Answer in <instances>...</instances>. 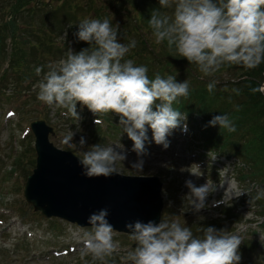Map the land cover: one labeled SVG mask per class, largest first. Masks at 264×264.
<instances>
[{
	"label": "clouds",
	"instance_id": "obj_1",
	"mask_svg": "<svg viewBox=\"0 0 264 264\" xmlns=\"http://www.w3.org/2000/svg\"><path fill=\"white\" fill-rule=\"evenodd\" d=\"M159 5L172 9V13L151 12L148 23L155 42H166L169 51L174 50L189 64L197 65L205 77H214L224 66L254 69L264 63V0H159ZM118 32L119 24L114 27L107 18L81 20L74 35L89 47L78 52L69 47L63 58L49 63L37 85V98L46 105L65 109V115L77 121L82 119L78 104L97 117L117 114L123 132L133 142L131 151L138 157L131 167L141 172L145 163L142 157L149 155L147 144L154 142L167 149L168 137L174 130L187 131V124H182L187 120L186 114L173 104L189 96L190 85L187 80L178 82L173 75L162 77L157 73L154 79L149 78L146 66L125 59L136 41L121 43ZM35 71L40 76L43 68L37 67ZM217 83L211 79L207 91L213 93ZM251 91L264 92V85ZM217 125L228 132L236 131L227 114L213 116L206 127ZM75 134L69 130L62 143L70 149L79 147L84 176L107 178L118 174V164L127 159L123 145L87 146L84 136L74 142ZM185 184L193 210L206 208V198L216 187L208 181L200 186L192 180ZM261 198L264 189H257L249 203ZM108 216V208H101L88 217L91 231L83 232L80 258L91 256V264H108L118 250ZM125 227L136 242L125 257L130 264H240L242 237L223 228L202 227L203 235L198 237L191 227L163 218L159 223L136 220Z\"/></svg>",
	"mask_w": 264,
	"mask_h": 264
},
{
	"label": "rangeland",
	"instance_id": "obj_2",
	"mask_svg": "<svg viewBox=\"0 0 264 264\" xmlns=\"http://www.w3.org/2000/svg\"><path fill=\"white\" fill-rule=\"evenodd\" d=\"M14 2L0 0V30H4L0 31L4 35L0 36V264H91V256L80 258L83 232L91 231V227H81L56 217L47 218L35 211L25 199L24 187L36 166L35 136L31 128V123L36 120H44L53 127L54 134H50L49 139L56 147L69 150L79 158L82 155L79 147L70 149L62 143L63 136L69 130L76 133L74 142L84 136L87 146L97 143L113 147L123 145L124 150H127V159L118 164V173L156 176L163 183L161 219L177 220L181 225L191 227L193 234L198 237L203 235L200 231L202 227H208L211 221H216L220 229L242 237L240 264H264V231L258 227L264 221L263 211L259 200L249 203L254 197L250 188L257 183L250 182L248 176L242 177L239 172L243 167L241 159L228 153L218 155L205 150L203 143L192 140V127L187 124L186 132L178 128L168 137L170 146L167 149L154 142L147 144L149 155L142 157L145 161L142 171L132 169L131 164L138 157L131 151L133 142L123 132L117 114L111 118L105 117L104 121L86 107L81 109L78 104L77 110L82 119L77 121L65 115V109L46 105L34 95L42 76L36 75L37 80L30 81V87L28 83L19 84L18 67L12 68L9 63L23 49L31 54L34 46L31 42L38 40L36 35L30 34L29 28L18 24V13L12 12ZM41 2L44 5L51 3L49 0ZM61 3L63 5L60 6H64ZM98 3L102 8L106 5L103 9L107 12L112 7V3L107 0H99ZM29 4L26 0L25 5ZM89 9L84 8V4H80V7L66 5L65 11L58 15V21L62 24V30L56 36L59 47L56 52L46 48L49 61L54 63L63 58L73 41L78 44L74 35L77 22L64 24L67 16L77 15L79 21L94 18L96 13ZM39 16L42 20L43 15ZM20 20L19 23L26 26V20ZM9 21H15L20 31L8 32ZM38 53H42V50ZM33 59V56L28 57V60ZM96 119L99 120L97 124L94 123ZM108 121L112 126L107 125ZM93 128L99 131L93 133ZM148 136L151 140L150 128ZM187 180H192L197 186L208 181L216 187V191L206 198L207 207L199 212L190 205L187 197L190 190L185 184ZM13 222L17 223V230L13 229ZM113 239L118 244V250L108 264H130L125 261V257L136 246V242L129 234L118 231H114ZM96 264L101 262L97 261Z\"/></svg>",
	"mask_w": 264,
	"mask_h": 264
},
{
	"label": "trees",
	"instance_id": "obj_3",
	"mask_svg": "<svg viewBox=\"0 0 264 264\" xmlns=\"http://www.w3.org/2000/svg\"><path fill=\"white\" fill-rule=\"evenodd\" d=\"M49 1H51L50 5H44L45 3L43 4L41 0H27L29 5H25L26 0H15L13 4L15 7H12V12L18 13V24L23 28H29L30 34L36 35L38 40L35 43L31 42L34 45L31 54L30 51L23 49L21 54H16L15 59L13 58L9 63L12 68L18 67L19 84L28 83V87H30V81L37 80L35 71L37 67L43 68L40 76H43L44 72L48 70L47 65L51 60L49 61L47 58L48 51L46 48L56 52L59 47L57 35L62 30V24L58 21V15L65 11L66 5L80 7V4H84V8H90L88 11L96 13L94 18L101 20L107 18L114 27L119 24L118 38L121 43L127 45L133 40L136 41V46L130 49L125 59H132L138 66H146L149 78L154 79L155 75L159 73L162 77L173 75L178 82L185 80L189 82V96L179 98L173 107L186 114V123L192 127V140L203 143L205 150L218 155L219 153H228L241 159L243 167L240 168L239 172L242 177L248 176L250 182L257 183L255 187L250 188L254 197L257 189H264V94L262 91L255 93L251 91L252 88H259L264 83V63L254 69H246L236 65L224 66L214 77H205L197 65L189 64L174 50L169 51L166 42L162 44L155 42V37L148 23L151 12L159 10L167 12L169 15L172 13V9H162L159 0H107L110 4L112 3L108 12L103 9L106 5L103 8L101 4L99 5V0ZM61 2L64 3V6H60L63 5ZM26 8H29V11ZM39 14L43 15L42 20ZM21 18L26 20V26L19 23ZM72 21L77 22L75 33L80 22L77 15L69 18L67 16L64 24ZM8 24V32L20 31L15 21H9ZM36 24L35 29L33 26ZM0 36L4 37L3 34ZM11 40L15 39L12 37ZM54 46H56L55 49ZM86 47L89 45L83 41H78V44L77 41L75 43L73 41L71 48L78 52ZM40 50L43 54L38 53ZM32 56L34 59L28 60V57L32 58ZM211 79L218 81L213 93H209L206 87ZM234 89L238 91H233ZM37 93L38 88L34 95ZM220 114L229 116L236 131L228 132L226 129H220L218 125L206 127L213 116ZM108 116L111 118L115 116V113L98 115L104 121H106L105 117ZM107 125L110 127L112 123L108 121ZM92 130L93 133L99 131L97 128ZM242 180L245 182V179ZM259 201L261 203L260 209L263 211L262 217H264V198ZM215 222L211 221L208 225L220 229ZM258 227L264 231V221Z\"/></svg>",
	"mask_w": 264,
	"mask_h": 264
},
{
	"label": "water",
	"instance_id": "obj_4",
	"mask_svg": "<svg viewBox=\"0 0 264 264\" xmlns=\"http://www.w3.org/2000/svg\"><path fill=\"white\" fill-rule=\"evenodd\" d=\"M31 127L37 157L36 166L26 181L24 196L35 211L48 218L58 217L91 227L89 215L108 208L109 223L123 233L129 232L125 227L129 222H160L163 197L158 177L120 173L107 178L86 177L82 174L80 158L50 141L53 127L44 120L32 122Z\"/></svg>",
	"mask_w": 264,
	"mask_h": 264
},
{
	"label": "bare ground",
	"instance_id": "obj_5",
	"mask_svg": "<svg viewBox=\"0 0 264 264\" xmlns=\"http://www.w3.org/2000/svg\"><path fill=\"white\" fill-rule=\"evenodd\" d=\"M13 229L17 230V223L13 222Z\"/></svg>",
	"mask_w": 264,
	"mask_h": 264
}]
</instances>
